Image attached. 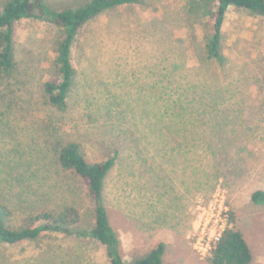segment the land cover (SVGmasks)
I'll return each mask as SVG.
<instances>
[{
    "label": "rangeland",
    "instance_id": "374dc122",
    "mask_svg": "<svg viewBox=\"0 0 264 264\" xmlns=\"http://www.w3.org/2000/svg\"><path fill=\"white\" fill-rule=\"evenodd\" d=\"M85 1L43 0L57 10ZM205 7L144 0L86 22L71 46L72 82L59 107L43 93L58 78V30L34 18L15 23L14 67L0 77V202L13 228L63 208L78 221L69 234L0 242V264H109L103 246L79 235L93 225L94 204L81 179L56 162L67 143L89 163L115 159L101 204L125 262L163 243L165 263L210 264L189 237L195 206L219 190L250 264H264V205L250 200L264 191V18L229 7L222 58L208 59Z\"/></svg>",
    "mask_w": 264,
    "mask_h": 264
},
{
    "label": "trees",
    "instance_id": "16d2710c",
    "mask_svg": "<svg viewBox=\"0 0 264 264\" xmlns=\"http://www.w3.org/2000/svg\"><path fill=\"white\" fill-rule=\"evenodd\" d=\"M144 0H86L80 6L64 9H51L43 0H5L0 8V77L8 74L14 67L13 27L21 19L34 18L48 22L59 33L55 66L58 78L43 85V93L53 106L64 104L71 86L73 68L70 59L71 46L79 29L99 14L120 6L135 5ZM205 3L206 14L210 17V31L205 40L208 59L221 60V28L229 7L256 13L264 18V0H199ZM2 98V96H0ZM56 162L66 171L75 174L87 188L94 204V222L90 229L79 233L97 241L104 247L109 264H172L165 263L162 256L163 243H157L145 255L125 262L120 254V241L109 224L106 209L101 204L102 183L106 173L114 163V157L102 162L89 163L79 145L67 143L57 148ZM28 165H32L28 163ZM250 200L264 205V191L251 193ZM7 205L0 202V242L13 245L23 241H36L52 232L69 234L67 228L78 221L74 209L63 208L57 212L39 211L28 216L23 223L10 227L12 216ZM210 264H250L251 253L242 234L233 226L226 229L217 243Z\"/></svg>",
    "mask_w": 264,
    "mask_h": 264
},
{
    "label": "built area",
    "instance_id": "2783aa9c",
    "mask_svg": "<svg viewBox=\"0 0 264 264\" xmlns=\"http://www.w3.org/2000/svg\"><path fill=\"white\" fill-rule=\"evenodd\" d=\"M229 225V208L223 192L217 190L204 203H197L191 224L190 240L201 259H209Z\"/></svg>",
    "mask_w": 264,
    "mask_h": 264
}]
</instances>
